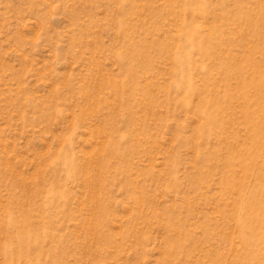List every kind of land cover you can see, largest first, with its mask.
<instances>
[{"label": "rangeland", "instance_id": "374dc122", "mask_svg": "<svg viewBox=\"0 0 264 264\" xmlns=\"http://www.w3.org/2000/svg\"><path fill=\"white\" fill-rule=\"evenodd\" d=\"M261 69L264 0H0V264H264L222 182L254 183Z\"/></svg>", "mask_w": 264, "mask_h": 264}, {"label": "bare ground", "instance_id": "6f19581e", "mask_svg": "<svg viewBox=\"0 0 264 264\" xmlns=\"http://www.w3.org/2000/svg\"><path fill=\"white\" fill-rule=\"evenodd\" d=\"M182 1L184 3H188L189 5H193L195 11H201L202 4L204 5L207 0ZM200 33L201 29L199 25L196 24L190 27L182 26L180 29H178V33L176 34V36L185 39V42L187 41L189 46L196 48L198 46L200 47L201 44L195 42L194 38ZM180 51L181 50H178V53H180ZM117 56L119 58L121 57L120 54H117ZM176 65H179V62H176ZM262 70L264 69H261L260 71ZM185 77L186 76L184 75L181 77L179 76L177 78L176 84L180 85L181 87L187 88V91L198 90L199 85H196L192 80H190V78ZM245 81H248L251 87L254 88L257 85L260 87L264 86L259 80H248V78L246 77L241 79V83ZM245 96L246 95H244V97ZM255 97L256 99H264V91H261L260 94L259 91H257L252 95V98L255 99ZM213 104V101L205 100V102H202V104L198 105L197 107V114L205 120L204 125L206 126H209L210 124L221 123L222 121H224L223 118L220 119L219 115L214 113L215 111L212 109ZM244 108L245 109L243 110V113L245 112V115L249 117L248 120H245L244 125L245 128L250 132L251 136L249 137V139L256 151H247L246 157L249 159V161L247 163H244L243 165L240 164L239 172H241L244 176H252L254 178V183L253 185L248 186L247 184H245L244 178L235 177L236 174L234 172L231 178L224 179V181L222 182H224L225 184L234 185L237 188L236 190L238 192V197L235 199V206L237 210L235 224L239 230L237 238L243 245H245L240 252L241 255L239 256V259L246 257H249L250 259H257V255L264 254V148L261 147V143L259 140L260 136L257 129L260 126V122L254 121L255 118L253 114L255 113L249 111V105L245 104ZM257 109L258 116L264 117V106L257 107ZM199 131L203 133V126L200 127ZM209 131L210 130L208 128L207 132ZM257 159L260 160V163H258ZM255 160H257V163ZM228 164L229 166L235 165L234 160L230 161ZM6 223L11 224L8 219L6 220ZM8 224L7 227H10V225L8 226ZM16 233L14 232V234ZM20 234L19 236H22V234ZM25 236L26 235H24V237ZM19 241L20 240H18V243H21V241ZM2 249L3 252L13 258L15 257V254L18 255V253H20V251H12V249H10L8 246H4Z\"/></svg>", "mask_w": 264, "mask_h": 264}]
</instances>
